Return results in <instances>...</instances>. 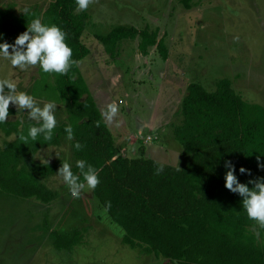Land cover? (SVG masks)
I'll return each instance as SVG.
<instances>
[{
  "label": "trees",
  "instance_id": "obj_1",
  "mask_svg": "<svg viewBox=\"0 0 264 264\" xmlns=\"http://www.w3.org/2000/svg\"><path fill=\"white\" fill-rule=\"evenodd\" d=\"M190 1H182L185 8L190 7ZM8 12L0 10V43L13 44L38 17L67 34L72 59L80 61L88 56L89 50L81 41L88 15L78 11L76 0H52L43 12L34 9L17 16ZM137 34L142 38V55L155 46L166 60L162 40L157 41V33L147 29L138 32L119 26L96 38L113 56L118 44ZM38 74L30 94L55 100L64 107L67 118L57 123L51 141L41 137L24 143L19 139L34 122L16 119L0 125L5 137L15 136L3 142L0 150L2 192L44 204L55 200L57 194L46 190L43 182L57 174L62 162L40 163L35 155L41 149L59 146L70 125L73 159L86 160L99 170L100 183L92 194L103 210L105 202H111L106 213L123 230V244L168 264H264V245L252 231L258 225L246 217L242 198L226 190L223 180L225 161L235 164L241 183L264 177V169L257 166L258 157L264 164V106L243 100L228 79L219 80L213 92L190 83L181 100L180 118L172 126L173 139L182 148L180 162L176 167L163 165V171L156 174L161 164L120 153L77 65L66 75L46 74L40 68ZM8 111L9 118L16 116L14 109ZM76 142L83 145L82 150H75ZM241 167L251 175L240 174ZM72 171L79 173L75 165ZM52 234L56 250H71L79 236L77 231L66 236Z\"/></svg>",
  "mask_w": 264,
  "mask_h": 264
},
{
  "label": "rangeland",
  "instance_id": "obj_2",
  "mask_svg": "<svg viewBox=\"0 0 264 264\" xmlns=\"http://www.w3.org/2000/svg\"><path fill=\"white\" fill-rule=\"evenodd\" d=\"M51 1L0 0V10L15 16L34 9L43 12ZM182 1L91 0L83 11L88 21L81 36L89 54L77 65L103 120L108 106L117 105V114L108 122L111 128L104 122L118 142L126 139L129 145L132 137L135 144L124 151L125 156L151 154L155 162L173 167L180 162L182 148L173 139L172 126L180 118L181 100L190 83L213 92L219 80L228 79L243 100L264 106V0H191L188 9ZM119 26L156 32L166 60L155 46L142 55L139 34L118 44L113 56L107 54L96 36H106ZM38 69L13 68L0 58V79H13L20 91L29 94ZM9 108L16 116L8 120L28 121L21 110L11 104ZM56 118L57 123L66 121L62 105L57 106ZM138 118L145 124L142 131ZM147 137L156 140L146 142ZM14 138L0 133V150L3 142ZM44 160L68 161L73 167L70 141L41 149L35 161ZM43 183L57 194L50 204L0 190V264H168L123 244V230L110 220L92 191L74 198L57 174ZM53 231L65 236L77 231L76 245L56 250ZM260 241L264 245V233Z\"/></svg>",
  "mask_w": 264,
  "mask_h": 264
},
{
  "label": "clouds",
  "instance_id": "obj_3",
  "mask_svg": "<svg viewBox=\"0 0 264 264\" xmlns=\"http://www.w3.org/2000/svg\"><path fill=\"white\" fill-rule=\"evenodd\" d=\"M91 0H76L77 9L84 11L88 8ZM67 34L55 24H46L40 18H33L26 27V31L20 34L13 44L0 43V58L10 62L13 68L24 69L29 66H38L43 73L66 75L73 65H78L79 61L72 59V49L66 43ZM2 39V34H0ZM11 49V52L9 51ZM13 105L17 110H21L22 115L27 117L30 123L27 134L23 132L19 139L24 143L29 140L37 141L43 138L44 141L53 139L54 130L57 126V103L55 100L38 101L36 97L18 89L16 81L10 78L0 79V125L9 119V105ZM25 110L26 114H25ZM116 104L108 106L103 113L105 119L111 122L117 114ZM23 124V122H22ZM66 139L74 140L72 127L65 128ZM73 147L80 151L83 145L76 142ZM47 164V160H44ZM78 174L72 171V164L65 161L58 169L57 175L67 186L70 194L74 198H79L85 191H94L100 183L99 170L80 159L75 162ZM257 166L264 169V164L257 158ZM226 169L223 180L224 188L230 193L237 194L242 198V208L246 217L254 221L260 229H264V177L249 180L247 183L239 182L237 168L231 161H225ZM163 171V165L156 169V174ZM242 175H251L250 171L241 167L238 169ZM249 185H252L250 188ZM111 207V202L106 201L104 210L107 212ZM254 236L259 239L261 233L253 228Z\"/></svg>",
  "mask_w": 264,
  "mask_h": 264
},
{
  "label": "crops",
  "instance_id": "obj_4",
  "mask_svg": "<svg viewBox=\"0 0 264 264\" xmlns=\"http://www.w3.org/2000/svg\"><path fill=\"white\" fill-rule=\"evenodd\" d=\"M90 92V91H89ZM97 105V104H96ZM98 107V109H99V106H97ZM100 111V110H99ZM100 114H101V112H100ZM101 117H102V115H101ZM102 120H103V118H102ZM105 120V119H104ZM104 120H103V122H104ZM138 120V124L137 125H139V129L142 131V127H145V124L142 122L143 121V119L141 120L140 118H138L137 119ZM105 123V122H104ZM107 123H108V121H107ZM105 125H106V123H105ZM107 126V125H106ZM108 126L110 127L111 125L108 123ZM108 128V127H107ZM111 128V127H110ZM108 130H109V128H108ZM110 131V130H109ZM110 133H111V136H112V138H113V141H114V143H115V145H116V147H118L119 149H120V153L123 155V156H125V152L124 151H128L129 149H131L132 148V146H134V144L135 143H133L132 144V142H133V140H132V137H129V139L131 140L130 141V143H129V145L127 144V141L128 140H126V139H122L123 140V142L124 143H120V142H118V140H117V138H116V136L110 131ZM130 134V133H129ZM128 133L126 134L127 135V138H128V136H131V135H129ZM132 134V133H131ZM122 135V134H121ZM120 136V135H119ZM124 138H125V136H124ZM129 147H131V148H129ZM126 157V156H125ZM151 157V154H148V158H150ZM152 158V157H151ZM150 158V159H151Z\"/></svg>",
  "mask_w": 264,
  "mask_h": 264
},
{
  "label": "built area",
  "instance_id": "obj_5",
  "mask_svg": "<svg viewBox=\"0 0 264 264\" xmlns=\"http://www.w3.org/2000/svg\"><path fill=\"white\" fill-rule=\"evenodd\" d=\"M152 139H153V140H154V139L156 140V138H153V137H147V139H146L147 141H146V142H150V143H151V142H152Z\"/></svg>",
  "mask_w": 264,
  "mask_h": 264
}]
</instances>
